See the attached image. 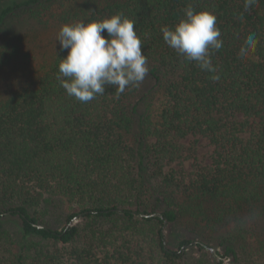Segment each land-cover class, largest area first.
Masks as SVG:
<instances>
[{"label": "trees", "instance_id": "obj_1", "mask_svg": "<svg viewBox=\"0 0 264 264\" xmlns=\"http://www.w3.org/2000/svg\"><path fill=\"white\" fill-rule=\"evenodd\" d=\"M53 5L62 25L117 13L135 21L161 102L153 121L143 82L76 100L57 80L68 54L61 47L37 82L0 97V242L10 243L8 264H154L153 244L160 264H181L189 248H207L191 237L168 239L166 227L187 215L220 229L224 252L215 264L264 253V0L248 8L245 0H12L0 10V32L17 12L32 17ZM189 5L216 16L215 72L163 39L161 29L173 28ZM9 47L0 44V55ZM201 139L213 148L211 162L188 171ZM179 195L185 203L176 207ZM55 198L68 206L60 227L45 215ZM7 261L0 253V264Z\"/></svg>", "mask_w": 264, "mask_h": 264}, {"label": "clouds", "instance_id": "obj_2", "mask_svg": "<svg viewBox=\"0 0 264 264\" xmlns=\"http://www.w3.org/2000/svg\"><path fill=\"white\" fill-rule=\"evenodd\" d=\"M254 0H245V8ZM184 18L173 28L161 29L166 44L202 70L215 72L211 50L222 47L216 16L208 11H196L191 5ZM107 35H104V33ZM61 50H68L59 64L57 80L66 93L87 103L103 95L111 86L117 95L131 87H139L149 73L142 40L135 21L117 13L110 18L88 23L63 25L58 34ZM249 44L253 38L249 37ZM213 79L218 80L219 76Z\"/></svg>", "mask_w": 264, "mask_h": 264}, {"label": "rangeland", "instance_id": "obj_3", "mask_svg": "<svg viewBox=\"0 0 264 264\" xmlns=\"http://www.w3.org/2000/svg\"><path fill=\"white\" fill-rule=\"evenodd\" d=\"M11 1L0 0V10ZM57 9L58 6L53 5L47 10L41 8L37 13V8H35L32 17L29 16V12H17L6 21L4 28L0 32V44L9 43L10 47L7 51L8 53L3 56L0 55V97H5L16 92L26 84L37 82L43 73V69L52 61L51 56L60 47L59 41H57V34L63 26L52 16V13L57 11ZM14 51H17V53L13 54ZM140 92H142L141 95L148 94V96L149 93H152L153 104H151V108L146 113L151 116L153 121H156L158 119L157 107L161 102L156 81L146 76ZM147 105H150V103L144 102L140 111H146ZM134 133L137 134L138 130L135 129ZM137 137L134 134L130 135L128 137L129 143L135 144L138 141ZM212 153L213 148L209 145L208 141L201 139L196 153L197 161L195 159L187 161L184 168L190 171L194 169L193 165L196 162L205 165L209 164ZM177 167L181 168L182 166ZM55 200L57 202H54L48 208L45 215L50 224L60 227L63 224L61 215L64 211L68 210V206L62 199L55 198ZM169 200H171V197ZM184 200V196L179 195L176 199L172 198L171 203L179 207V205L185 203ZM165 204L168 205L167 202ZM220 232L218 227L207 226L203 221H195L188 215L183 217L178 223L169 224L166 227L167 237L172 242L176 238L191 237L201 240L206 245L215 247L220 253H223V247L219 244L218 240ZM250 236L252 237L251 242L255 241L256 238L252 235ZM0 244H2L0 246V253L6 256V260L8 261L5 264H8L9 260L13 258L10 243L3 239ZM153 247L156 252L153 255V263L160 264L163 261H160V257L158 259L159 253L154 244ZM152 253L148 248L147 256L149 258L152 257ZM216 261V255L210 249H201L198 246H194L188 249L181 264H215ZM240 264H264V253L253 255L251 258L245 256Z\"/></svg>", "mask_w": 264, "mask_h": 264}, {"label": "water", "instance_id": "obj_4", "mask_svg": "<svg viewBox=\"0 0 264 264\" xmlns=\"http://www.w3.org/2000/svg\"><path fill=\"white\" fill-rule=\"evenodd\" d=\"M207 249H210V251H212V253H214L216 255L217 258H220V255L218 254V249L215 247H211L206 245Z\"/></svg>", "mask_w": 264, "mask_h": 264}]
</instances>
